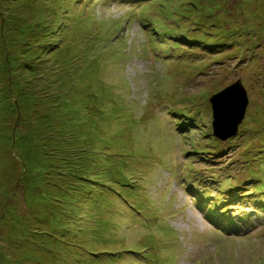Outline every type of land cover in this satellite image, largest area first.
Segmentation results:
<instances>
[{
    "label": "rangeland",
    "instance_id": "rangeland-1",
    "mask_svg": "<svg viewBox=\"0 0 264 264\" xmlns=\"http://www.w3.org/2000/svg\"><path fill=\"white\" fill-rule=\"evenodd\" d=\"M0 264H264V0H0Z\"/></svg>",
    "mask_w": 264,
    "mask_h": 264
},
{
    "label": "water",
    "instance_id": "water-1",
    "mask_svg": "<svg viewBox=\"0 0 264 264\" xmlns=\"http://www.w3.org/2000/svg\"><path fill=\"white\" fill-rule=\"evenodd\" d=\"M212 108V126L215 134L226 139L235 134L248 103V94L237 78L223 89L209 96Z\"/></svg>",
    "mask_w": 264,
    "mask_h": 264
},
{
    "label": "bare ground",
    "instance_id": "bare-ground-1",
    "mask_svg": "<svg viewBox=\"0 0 264 264\" xmlns=\"http://www.w3.org/2000/svg\"><path fill=\"white\" fill-rule=\"evenodd\" d=\"M212 111V110H211ZM246 111V110H245ZM212 115V114H211ZM212 121V120H211ZM219 138V137H218ZM222 141V140H221Z\"/></svg>",
    "mask_w": 264,
    "mask_h": 264
},
{
    "label": "trees",
    "instance_id": "trees-1",
    "mask_svg": "<svg viewBox=\"0 0 264 264\" xmlns=\"http://www.w3.org/2000/svg\"><path fill=\"white\" fill-rule=\"evenodd\" d=\"M211 113H212V111H211Z\"/></svg>",
    "mask_w": 264,
    "mask_h": 264
}]
</instances>
